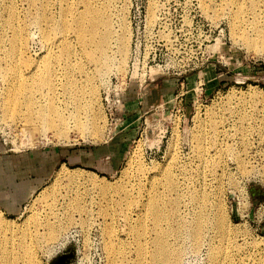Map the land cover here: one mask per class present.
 I'll list each match as a JSON object with an SVG mask.
<instances>
[{"label": "rangeland", "instance_id": "1", "mask_svg": "<svg viewBox=\"0 0 264 264\" xmlns=\"http://www.w3.org/2000/svg\"><path fill=\"white\" fill-rule=\"evenodd\" d=\"M84 1L0 0V37L12 35L11 12L28 34L18 58H7L10 43L0 41V218L11 228L0 232L10 254L1 263L264 264V52L243 31L250 1L262 20L264 0H94L114 22L105 73L74 37L70 15ZM44 19L68 26L55 34ZM64 39L74 84L67 100L61 83L51 100L75 118L63 125L51 113L55 127L45 135L39 120L27 124L24 104L9 100L5 112L3 103L15 75L28 76L52 51L63 55ZM64 66L56 59L50 67L58 75ZM33 90L45 103L41 93L50 92ZM72 171L78 178L70 182ZM170 178L178 190L168 189ZM199 210L214 226L195 246L185 233ZM63 221L47 240L48 226Z\"/></svg>", "mask_w": 264, "mask_h": 264}, {"label": "bare ground", "instance_id": "2", "mask_svg": "<svg viewBox=\"0 0 264 264\" xmlns=\"http://www.w3.org/2000/svg\"><path fill=\"white\" fill-rule=\"evenodd\" d=\"M242 1V0H241ZM244 1V0H243ZM250 1V0H249ZM248 1V2H249ZM95 2V4L93 3ZM89 1V0H85L83 3V8L80 10L78 8H74L73 12H71L70 17H72V21L73 24L75 26L74 28V37L77 38V40L80 42V44L86 49L84 50V54L92 61L95 63L96 68H98V72H102L105 73L106 70L108 69L107 67H109V65L111 64V56L108 54L109 49L112 45L111 41H112V37L114 36V31H113V23L112 22V18H111V14L109 11V6L105 5L101 2H97V1ZM231 2V0L229 1ZM228 2V3H229ZM233 2V1H232ZM240 2V1H239ZM257 2V0H256ZM259 2V1H258ZM234 3V2H233ZM253 3V4H251ZM101 4V5H99ZM238 4V1H237ZM241 4V3H239ZM251 4V9L254 10L252 13L253 17L251 18L252 20H250V22H247L248 20H246L245 22V29L243 30L244 33L246 34L247 32V39L250 41V46L254 47L256 50L262 51L264 52V19L260 20L259 18L262 17L260 16L261 11H256V4L254 5V2L250 1ZM259 4V3H258ZM75 5V4H74ZM232 5V4H231ZM230 5V6H231ZM242 5V4H241ZM233 6V5H232ZM238 7V6H237ZM244 7V6H243ZM258 7V6H257ZM238 8H241L238 7ZM262 9V8H261ZM238 10V9H237ZM243 10V9H242ZM263 10V9H262ZM70 12V10H69ZM235 12V11H234ZM264 12V11H263ZM239 13V12H238ZM66 15V13H64ZM68 14V13H67ZM245 14V12H244ZM264 14V13H263ZM235 15V13H234ZM11 18L7 20L6 25L8 27H11L10 29H12V35L11 37L5 38V36H1L0 37V41L2 43H5L6 41H9L10 43V47L7 48L5 50L6 56L7 58H12V57H19V54H22L24 52L25 46L28 44L27 43V36L28 34H26V28L24 26H16L13 23V14L12 12L10 13ZM64 16V15H63ZM69 16V15H68ZM232 16V15H231ZM237 16V15H236ZM235 16V17H236ZM240 16L243 17V14L241 15V10H240ZM233 17V19L236 20V18ZM44 18V17H42ZM263 18V17H262ZM36 19V18H35ZM47 19V18H46ZM55 19V18H54ZM62 20V17L60 18ZM243 19V18H241ZM45 20V19H44ZM59 20V19H58ZM59 20V21H61ZM120 20V19H119ZM233 21V20H232ZM233 22V25L236 24V22ZM243 21V20H241ZM46 24L52 25L53 22V30L55 34H59L62 33V30L64 28H66L68 26V24H66V22L63 20L62 23H58L55 20L53 21L52 19L49 20H45L44 21ZM116 22V21H115ZM123 22V21H122ZM235 23V24H234ZM260 23L263 24V26L259 25ZM41 24V22H40ZM243 24V23H242ZM70 25V24H69ZM120 25V24H119ZM238 25V24H237ZM242 26V25H241ZM118 27V25H117ZM121 27V26H120ZM122 33L119 37L120 39V44L121 46V51H125L126 50V43L124 42V40L127 39V29L125 30V26L122 27ZM241 28V27H240ZM242 31V32H243ZM251 32V34L249 33ZM116 34V33H115ZM42 35L43 38L47 41L52 39V31H49L45 28H43L42 30ZM245 36V35H243ZM114 40V39H113ZM246 40V39H245ZM52 42V41H51ZM61 42H63V55L56 54V52H50V55L48 54V57L41 63H37L36 65L32 66L33 69H31V71H28V76L23 75L19 72L21 69L19 68V66L16 68L15 66H13V64H10L13 68L12 70L15 71V73H18V75L16 74V78L15 81L10 83L8 86V91H9V96L6 99V101L3 103L4 104V111H8L10 109H8V106L6 107L7 103L9 102V100L13 101L14 104L17 103H22L24 104V106H26V111L28 112L29 110H31L30 113L27 114L26 118H27V124H29V122H33L35 120H39L43 129L42 131L45 132V128L49 129L51 127H55V124L52 123L50 115L53 112H57L59 115V119L60 122L65 125L67 122V119L72 120L75 118V114L71 112L69 117H66L65 114H63V112L60 110V112L57 111L58 106L55 104L56 101H52V94L54 95V98H59L60 94H57L56 89H57V85H59L60 83L62 85L65 86L64 88V93H65V99L67 100L68 97L70 96V86L74 84V77L72 74H70V69L72 66V62H71V53H72V46L70 44L67 43V40L64 39ZM58 43V42H57ZM118 43V41H117ZM62 45V44H61ZM50 46V45H49ZM53 47V46H51ZM50 47V48H51ZM61 48V47H60ZM250 48V47H249ZM53 49V48H52ZM251 49V48H250ZM49 51V50H47ZM57 51V50H55ZM49 53V52H48ZM46 56V55H45ZM17 57V58H18ZM56 59H60V60H64L65 61V66L63 67V71L61 74L56 73L55 69H53L51 66V63L56 60ZM8 62H10L8 60ZM14 62V61H13ZM59 63V62H58ZM34 64V63H33ZM60 65V64H59ZM9 67V66H8ZM15 67V68H14ZM10 68V69H11ZM31 68V67H30ZM9 69V70H10ZM20 69V70H19ZM19 70V71H18ZM23 71V70H22ZM25 72V71H24ZM11 73H14L11 71ZM14 73V74H15ZM12 74V76L14 75ZM58 78V83H57V79ZM11 79V78H10ZM13 80V79H12ZM11 80V81H12ZM9 81V79H8ZM29 84H32L34 86H31V88H29ZM34 87L36 90L38 89H46L47 91H49L50 96L47 93H41V96L43 98V101H46L45 103L39 102L40 100H37L36 97L34 96L33 92H34ZM37 92V91H36ZM41 92V91H38ZM56 92V93H55ZM25 95V96H23ZM36 95V94H35ZM41 98V97H40ZM45 99V100H44ZM25 111V113H26ZM54 124V125H53ZM78 125V124H77ZM38 126V125H37ZM80 129H83V126H78ZM29 130V129H28ZM57 131V130H56ZM24 132V131H23ZM26 132V131H25ZM58 132V131H57ZM26 134V133H25ZM59 134V138H63L64 135L62 134V132L58 133ZM29 135V134H28ZM46 135V132H45ZM69 137V136H68ZM65 138V139H68ZM28 138V137H27ZM216 144V143H215ZM217 146V144L215 145V147ZM228 148V147H227ZM217 153H221L222 152V147L219 146L217 148ZM228 150V149H225ZM232 151V150H231ZM207 159V158H206ZM205 158H203L204 161H206ZM61 171V170H60ZM64 171V170H63ZM62 174V173H61ZM64 174V173H63ZM77 171H72L68 174H66V177L68 178V181L72 182L74 180H77ZM169 175V174H168ZM172 177V176H171ZM164 179V178H163ZM175 180V179H174ZM173 180V178L168 179V189L170 191L173 190H178V185L177 182H175ZM166 183V182H165ZM167 187V186H166ZM77 188V187H76ZM187 188V187H186ZM168 191V190H167ZM179 193V192H178ZM162 197V196H161ZM159 197V198H161ZM164 197V196H163ZM156 198V197H154ZM162 199V198H161ZM150 200V199H149ZM158 200V198H157ZM163 200V199H162ZM159 201V200H158ZM162 203V202H161ZM71 204V203H70ZM163 205V204H161ZM160 205V206H161ZM148 206H146L147 208ZM160 211V210H159ZM163 212V211H162ZM177 212V211H176ZM147 213V212H146ZM149 213V212H148ZM159 212H157L158 215ZM167 214V213H166ZM165 214V215H166ZM148 215V214H147ZM161 215V214H160ZM70 216V214H69ZM65 218V217H64ZM68 218H72V217H68ZM129 218V217H128ZM163 219V218H162ZM221 219V218H220ZM71 220V219H70ZM166 220V219H165ZM66 221V220H65ZM69 221V220H68ZM72 221V220H71ZM211 220L208 219L206 217V215L204 214V212L201 210H199L196 213L192 214V217H190V219L188 220L187 223H189V227L186 230V235L194 242L193 244L195 246H200L203 244L204 239H205V234L207 232V228L214 226H210L208 223L211 224L210 222ZM222 221V220H221ZM156 222V221H155ZM162 222V221H160ZM225 222V221H224ZM223 222V225H224ZM163 223V222H162ZM215 223V222H214ZM50 222L46 223V225H49ZM66 224V222H60L58 224H51L48 226V232L46 235V239L47 240H53L56 239V236L64 229V225ZM165 224V223H164ZM159 226V224H157ZM220 227V226H219ZM10 225L8 223V221H4V219L0 218V232H6L9 231ZM135 229V228H134ZM213 229V228H212ZM215 229V228H214ZM219 229V228H218ZM110 231V230H109ZM108 231V232H109ZM138 231V230H137ZM169 231V230H168ZM112 232V231H110ZM139 232V231H138ZM164 233V232H162ZM168 233V232H167ZM110 237L114 238L115 233H108ZM139 234V233H138ZM166 234V233H165ZM8 235V234H7ZM156 235V234H155ZM177 235V234H176ZM160 236V235H159ZM172 235H170L171 237ZM158 237V236H157ZM161 237V236H160ZM158 237V239L160 238ZM165 238V237H164ZM169 238V237H168ZM0 239H3L0 238ZM8 239V238H7ZM157 239V238H156ZM111 240V239H110ZM115 240V239H114ZM113 240V241H114ZM3 241H7L5 238L3 239ZM112 241V240H111ZM164 241V240H162ZM162 241H158V256L159 257H166V253L164 251V245ZM121 242V241H120ZM3 243L0 241V263L3 262L4 263V259L7 258V256H9L10 254H8L7 249L2 245ZM114 244L112 243V246L110 248L111 253L114 255V251L115 254H117V250H115ZM209 253H211L212 255L214 254V249L215 246L213 243H211L209 245ZM25 247V246H24ZM168 247V246H167ZM109 248V247H108ZM120 248V247H117ZM142 248V246H141ZM177 248V247H176ZM23 249V248H22ZM179 249V248H178ZM26 250V248H25ZM27 253L28 252H25ZM29 251V249H28ZM144 251V250H143ZM169 251V250H168ZM172 251V249L170 250ZM169 251V252H170ZM177 251V250H176ZM175 251V252H176ZM30 252V251H29ZM120 252V251H118ZM139 252V251H138ZM174 252V251H173ZM179 252V250H178ZM176 252V255L178 257H180V255H178ZM168 253V252H167ZM140 254V253H139ZM175 254V253H174ZM181 254V253H179ZM31 255V254H30ZM119 255V254H118ZM118 255H115L118 257ZM141 255V254H140ZM15 256V255H14ZM12 256V257H14ZM143 256V255H142ZM177 256H173V257H177ZM153 257V256H152ZM16 258H18L16 256ZM15 258V259H16ZM31 258V257H30ZM115 258V257H114ZM8 259V258H7ZM35 258H33V261ZM117 259V258H115ZM171 259V258H170ZM172 260V259H171ZM9 261V260H7ZM12 261V260H11ZM29 261V259H28ZM176 261V259H175ZM32 262V261H30ZM170 262V261H169ZM34 263V262H33ZM172 263V262H171ZM176 263V262H175ZM174 262L172 264H175ZM2 264V263H1ZM9 264V263H8ZM31 264V263H30ZM35 264H37V262H35Z\"/></svg>", "mask_w": 264, "mask_h": 264}, {"label": "crops", "instance_id": "3", "mask_svg": "<svg viewBox=\"0 0 264 264\" xmlns=\"http://www.w3.org/2000/svg\"><path fill=\"white\" fill-rule=\"evenodd\" d=\"M10 205V204H9Z\"/></svg>", "mask_w": 264, "mask_h": 264}]
</instances>
